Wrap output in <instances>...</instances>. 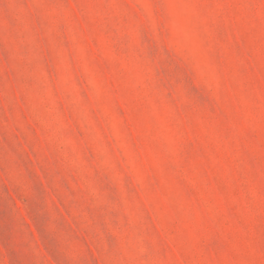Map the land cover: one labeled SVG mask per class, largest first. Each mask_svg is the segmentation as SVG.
<instances>
[{"label": "rangeland", "instance_id": "rangeland-1", "mask_svg": "<svg viewBox=\"0 0 264 264\" xmlns=\"http://www.w3.org/2000/svg\"><path fill=\"white\" fill-rule=\"evenodd\" d=\"M0 264H264V0H0Z\"/></svg>", "mask_w": 264, "mask_h": 264}]
</instances>
